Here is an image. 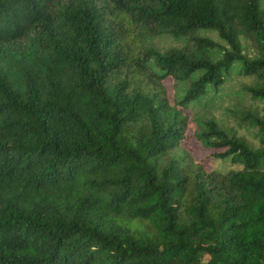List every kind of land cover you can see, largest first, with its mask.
<instances>
[{
	"label": "trees",
	"instance_id": "1",
	"mask_svg": "<svg viewBox=\"0 0 264 264\" xmlns=\"http://www.w3.org/2000/svg\"><path fill=\"white\" fill-rule=\"evenodd\" d=\"M0 264H264V0H0Z\"/></svg>",
	"mask_w": 264,
	"mask_h": 264
},
{
	"label": "rangeland",
	"instance_id": "2",
	"mask_svg": "<svg viewBox=\"0 0 264 264\" xmlns=\"http://www.w3.org/2000/svg\"><path fill=\"white\" fill-rule=\"evenodd\" d=\"M200 35L218 41V37L215 33H200ZM148 42L150 46L156 48L157 50L163 51V53L169 49L180 48L184 45L182 41H177L168 35L150 39L147 41V43ZM242 44L244 48L243 52L250 60L257 58V54L250 42L242 38ZM248 82L249 80L242 76H233L227 80V83L220 88L218 93L215 95L213 93L209 94L207 99L202 101L200 106L194 108V111L202 112L204 114L211 113L217 120H221L226 128L229 130L232 129L238 137H242L246 139L251 145L258 147L259 142L257 139H255V132L249 129L246 125L240 127L238 122L226 115L225 112V109L229 106L233 107L236 105L238 107H246L248 104H250L247 98L240 99L236 96V93L241 89V87ZM190 133H192V129L190 130ZM188 146L197 161H202L205 165H209L207 151H205L199 144H196L195 142L194 144H189ZM229 168H232V165L228 163H214V169L218 171L224 172Z\"/></svg>",
	"mask_w": 264,
	"mask_h": 264
}]
</instances>
